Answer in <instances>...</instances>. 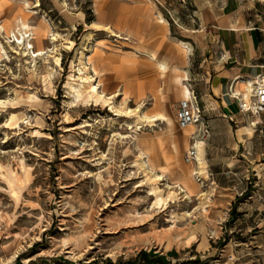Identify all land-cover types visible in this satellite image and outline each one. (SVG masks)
<instances>
[{
	"label": "rangeland",
	"instance_id": "374dc122",
	"mask_svg": "<svg viewBox=\"0 0 264 264\" xmlns=\"http://www.w3.org/2000/svg\"><path fill=\"white\" fill-rule=\"evenodd\" d=\"M8 1L0 10L10 53L0 59V264H147L133 263L141 250L169 264H233V247L223 249L233 235L227 192L264 178V132L242 113L231 121L208 107L211 133L197 137L201 186L198 162L184 156L199 126L181 128L176 118L184 85L198 95L199 16L216 2L225 12L230 0ZM238 6L246 19L264 21V0ZM53 25L65 33L55 48ZM21 31L48 53L24 56ZM81 68L113 102H72ZM244 125L252 131L240 132ZM154 184L178 197L157 203Z\"/></svg>",
	"mask_w": 264,
	"mask_h": 264
},
{
	"label": "crops",
	"instance_id": "0c3cea01",
	"mask_svg": "<svg viewBox=\"0 0 264 264\" xmlns=\"http://www.w3.org/2000/svg\"><path fill=\"white\" fill-rule=\"evenodd\" d=\"M239 1L230 0L225 12L218 2L206 5L198 27H194V30H204L203 42L198 46L205 58L195 71L198 100L204 114L210 106L219 107L218 113L231 121H236L237 114H241L237 100L230 93L232 88L241 90V78L264 72V21L257 24L246 19L239 9ZM207 117L211 125V115ZM227 194L228 209L231 208L233 216L230 232L233 235L229 242L233 247L230 254L235 258L231 262L264 264V178L247 181L242 192L232 190Z\"/></svg>",
	"mask_w": 264,
	"mask_h": 264
},
{
	"label": "bare ground",
	"instance_id": "6f19581e",
	"mask_svg": "<svg viewBox=\"0 0 264 264\" xmlns=\"http://www.w3.org/2000/svg\"><path fill=\"white\" fill-rule=\"evenodd\" d=\"M26 2H28V1H26ZM8 5H9V1L8 0H0V10H4ZM39 11L41 12V9L38 8L37 10H34V13H38ZM161 19L165 20V18L163 16H162ZM18 24H19L20 28H28V27H30V24L27 21H25L24 19H20ZM52 30L53 31H51V33H50V39H51L52 44H54V48H55L56 45H57V36L58 35H62L63 36V35H65V33L63 31H61L58 28L57 25H53ZM106 30L112 31V29H110L109 27H107ZM4 31H5L4 25H0V59L2 57H4V56L7 57V58L10 57V53H9L8 48H7V45H6L5 41L1 38V33H3ZM5 32L9 33V31L8 32L5 31ZM20 33H21L22 36L18 35V39H20L21 37H22V39L19 40V43L26 45L25 48H24V53H23L24 56H27L29 54V52H31L30 57H33V59H34V57H36L38 55L46 54L50 50V47L34 49V44L31 42V40L29 38H25L26 35L24 34V32L21 31ZM8 36L10 37V35H8ZM31 47H33V48H31ZM151 57H152V59H154L156 61V63L159 65V67L162 70L166 69V63L164 62L163 59H161L156 54H152ZM33 59H32V61H33ZM81 71H83L82 68H81ZM89 77H91V75L86 74V72L83 71L82 74H79L77 78L82 79V82L83 81L87 82L86 86H84V83H82V82H80L78 84L76 82H73V83L70 84L72 89H73L72 92H71V96L74 97L72 102L76 103V101L80 100L83 97H90V98H95L96 103H100V102H107L109 99H111L113 97V94H109V95L106 94L105 88H102L100 86L99 82H94V81L91 82ZM74 78L75 77H73V79ZM245 88L249 90L250 89V85L245 84ZM191 93H192V90L190 89V87L187 86V85H184L183 94L185 95V98L186 97H190ZM109 102H113V101L109 100ZM111 107H113V105ZM116 113L120 114L119 111H117ZM161 118L164 121H166L169 125H171L172 122H173L172 117L170 115L166 114V113L161 114ZM89 124H90V122H87V123L84 124V126L89 125ZM140 128H141V126L138 127L137 129H140ZM251 128L252 127L249 126V125H244L243 127L240 128V132H243V131L251 132L252 131ZM37 132L38 131L35 130V133H37ZM35 133H34V130H31V132H28L29 135H35ZM203 143H204L203 140L197 139L195 141V145L198 148V152H197L196 158H197V162H198V164L200 166L199 167L200 172L206 171V170H203V164L205 162V160L203 158V154H202L203 153L202 152ZM129 154H130L129 152H125L126 156H128ZM141 155H140V157L143 159L144 165L145 166L148 165V159H144L145 155H142V156ZM136 164H140V163H136ZM156 177L157 178H161L162 177V172L160 170L158 171V173H156ZM201 186H204V185L201 184ZM188 189L190 191H193V189L191 187H189V186H188L187 189H182V190L183 191L186 190V194H187L188 192H190ZM150 193L154 194L156 196V202L159 203V204L160 203H163V204L168 203V200L176 199L178 197V193H176L175 191H170L167 196H163L162 195V189L156 184H154L151 187ZM204 195H206V191L201 192L200 197L204 196ZM186 197H188V194H187ZM189 215H190V213H189ZM231 247H232V244L229 242L228 246H225L223 249L225 251H228V249H230Z\"/></svg>",
	"mask_w": 264,
	"mask_h": 264
},
{
	"label": "built area",
	"instance_id": "2783aa9c",
	"mask_svg": "<svg viewBox=\"0 0 264 264\" xmlns=\"http://www.w3.org/2000/svg\"><path fill=\"white\" fill-rule=\"evenodd\" d=\"M242 82L250 85V89L237 90L232 88L231 95L237 100L239 112L247 116L254 131L264 132V72L256 75L255 77L241 78ZM176 118L178 125L181 128H187L190 125L199 126L198 132L191 137L192 144L185 150V160L190 164L197 161L198 148L195 141L198 136H209L211 133V125L204 116V110L198 100L194 91L190 97L183 98L179 101ZM200 167V166H199ZM204 172H200L199 168L195 170V177L197 181L204 186L206 185V178ZM232 225L230 224V227ZM232 232V230H230ZM220 255L223 257L225 254L221 251ZM234 254L228 255V260H233Z\"/></svg>",
	"mask_w": 264,
	"mask_h": 264
},
{
	"label": "trees",
	"instance_id": "16d2710c",
	"mask_svg": "<svg viewBox=\"0 0 264 264\" xmlns=\"http://www.w3.org/2000/svg\"><path fill=\"white\" fill-rule=\"evenodd\" d=\"M234 207L235 205H233L232 210H234ZM141 260H144L147 264H156L157 262L169 264L165 256L147 250H141L133 263Z\"/></svg>",
	"mask_w": 264,
	"mask_h": 264
}]
</instances>
